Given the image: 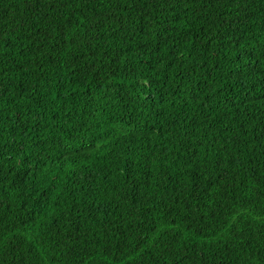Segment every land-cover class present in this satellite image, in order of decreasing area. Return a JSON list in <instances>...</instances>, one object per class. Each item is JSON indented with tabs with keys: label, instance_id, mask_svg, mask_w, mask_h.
<instances>
[{
	"label": "trees",
	"instance_id": "16d2710c",
	"mask_svg": "<svg viewBox=\"0 0 264 264\" xmlns=\"http://www.w3.org/2000/svg\"><path fill=\"white\" fill-rule=\"evenodd\" d=\"M0 264H264V0H0Z\"/></svg>",
	"mask_w": 264,
	"mask_h": 264
}]
</instances>
